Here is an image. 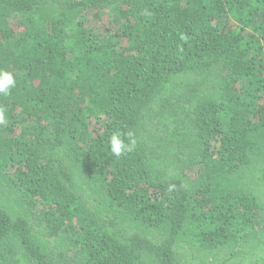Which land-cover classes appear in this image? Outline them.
<instances>
[{
    "label": "trees",
    "instance_id": "1",
    "mask_svg": "<svg viewBox=\"0 0 264 264\" xmlns=\"http://www.w3.org/2000/svg\"><path fill=\"white\" fill-rule=\"evenodd\" d=\"M0 70V264H264V0H0Z\"/></svg>",
    "mask_w": 264,
    "mask_h": 264
},
{
    "label": "clouds",
    "instance_id": "2",
    "mask_svg": "<svg viewBox=\"0 0 264 264\" xmlns=\"http://www.w3.org/2000/svg\"><path fill=\"white\" fill-rule=\"evenodd\" d=\"M16 80L11 72L0 70V94L2 95H9L10 90L15 88ZM7 122V115L3 108H0V127H2ZM131 133L128 134L131 137ZM135 140H131L130 143H125L124 140L121 139L120 135L113 134L110 138V147L111 152L119 157L126 152L133 151L135 147Z\"/></svg>",
    "mask_w": 264,
    "mask_h": 264
},
{
    "label": "rangeland",
    "instance_id": "3",
    "mask_svg": "<svg viewBox=\"0 0 264 264\" xmlns=\"http://www.w3.org/2000/svg\"><path fill=\"white\" fill-rule=\"evenodd\" d=\"M99 26H101V24H98L96 21L90 19L88 21V24H86L85 27H86V29L95 28L96 31H99L100 32L102 28H99Z\"/></svg>",
    "mask_w": 264,
    "mask_h": 264
}]
</instances>
